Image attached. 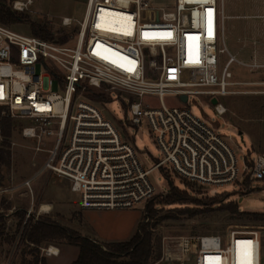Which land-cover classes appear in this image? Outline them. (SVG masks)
Instances as JSON below:
<instances>
[{"label": "built area", "instance_id": "2783aa9c", "mask_svg": "<svg viewBox=\"0 0 264 264\" xmlns=\"http://www.w3.org/2000/svg\"><path fill=\"white\" fill-rule=\"evenodd\" d=\"M223 1L87 0L80 22L60 18L61 27L79 26L67 44L0 24V117L20 125L15 130L34 144V155H45L29 179L0 186V197L9 200L20 189L25 192L19 194L32 197L31 184L44 173L66 180L82 211L132 209L145 203L156 194L149 176L160 169L201 186L241 187L246 181L264 185V154L242 155L238 161L235 154L240 151L187 107L167 108L161 102L163 95H174L182 104L189 97H206L210 103L226 95L264 97V77L247 83L231 79L232 64L264 73V51L261 61L253 57L249 63L228 53ZM0 3L24 13L33 0ZM221 54L227 60L220 68ZM241 86L255 89L234 90ZM102 88L124 93L130 126L140 128L144 121L155 135L162 158L150 169H144L133 145L87 98L88 90ZM144 95L157 97L160 108L144 109L136 101ZM213 110L218 117L226 113L218 101ZM32 165L37 166L34 161ZM51 212L48 205L35 211L31 203L17 239L24 240L41 215ZM263 231L247 226L222 236L181 237L180 252L189 264H238L237 256L240 264H262ZM49 249L44 250L47 256L58 255L57 249Z\"/></svg>", "mask_w": 264, "mask_h": 264}, {"label": "rangeland", "instance_id": "374dc122", "mask_svg": "<svg viewBox=\"0 0 264 264\" xmlns=\"http://www.w3.org/2000/svg\"><path fill=\"white\" fill-rule=\"evenodd\" d=\"M86 2L87 0H33L27 12L17 13L24 20L9 28L16 33L29 36L31 35L30 24L46 25L52 32L54 42L64 38L63 43H70L74 41L79 26L73 24L70 27H61L60 18H71L80 22L84 15ZM245 6H247V12L244 10ZM223 16V43L228 53L238 61H247V63L250 62L252 54L260 55L264 47V0H224ZM226 60V54L219 55L220 68ZM229 71L233 82L247 83L263 79L261 74L252 73L236 64H232ZM251 89L255 88L247 86L234 88L237 91ZM91 91L104 95L105 103H93L101 110L103 118L118 130L122 138L133 145L144 169H150L162 156L154 141L155 135L151 133L144 121L140 128L130 126L128 101L125 94H116L105 91L103 88L100 91ZM136 101H139L144 109L160 108L159 99L151 95H144ZM217 101L226 110L223 117L216 116L210 99L206 97H189L187 104L180 103L174 95H163L161 98L165 107L173 108L184 105L193 116L216 130L231 149L240 151V154H235L238 161L242 159V155L252 157L264 154V97L226 95L218 98ZM10 141L14 146L10 148L11 170L9 175L16 180L14 184H20L25 178L34 174L45 159V155H34L31 150L34 144L23 140L16 130ZM50 141L46 142L47 149L50 148L48 146ZM33 161L36 167L32 165ZM168 174L167 179L175 187L187 190L201 203L222 199L224 202L236 204L240 213L264 214V185L260 182L250 185L246 181L241 187L236 184L221 187L201 186L182 181L172 173ZM149 180L154 185L156 194L145 203L135 205L132 209L82 211L78 206L79 196L70 191L66 180L48 177L47 173L42 174L31 184L32 197L19 194L24 190L20 189L12 194L11 199H4L0 202V215L6 219V234L15 236V241L12 243L0 240V264H71L76 259L78 249L64 242L33 246L17 239L19 229L16 231L15 224L19 219L16 215L23 216L31 203L35 211L42 205L53 207L49 215H41L40 219H48L100 244L129 241L137 231L145 207L154 204L156 217L144 222L147 230L153 232L155 237H159L160 257L152 264H189L183 260L180 252L179 239L181 237L222 236L227 230L235 227L264 228V225H256L242 217L213 211L203 217L163 220L161 218L174 206L156 205L166 196V184L160 172L152 173ZM12 207L14 210L8 213ZM262 238H264V231ZM48 248L57 249L58 255L56 257L47 256L44 250Z\"/></svg>", "mask_w": 264, "mask_h": 264}, {"label": "trees", "instance_id": "16d2710c", "mask_svg": "<svg viewBox=\"0 0 264 264\" xmlns=\"http://www.w3.org/2000/svg\"><path fill=\"white\" fill-rule=\"evenodd\" d=\"M21 15L12 12L9 7L0 3V24L11 26L22 22ZM30 34L33 37L44 41L54 42L51 30L46 25L30 24ZM65 39L57 43L63 44ZM87 98L95 103H105L103 94L92 93L88 90ZM1 112V111H0ZM16 124L5 117H0V186L5 187L10 184L11 176V151L10 139L15 133ZM166 184V196L158 202L157 206H174L161 219L177 220L180 218H195L206 216L210 212L227 214L230 216L242 217L248 222L264 225V214H244L240 213L236 204L224 202L222 199L201 203L193 198L185 189H179L167 179V172L159 170ZM165 172V173H164ZM166 174V176H164ZM169 175V174H168ZM170 176V175H169ZM184 181V180H182ZM154 204L147 205L142 214L141 222L132 238L124 243L100 244L92 239L81 236L78 232L63 227L48 219H39L32 225L24 240L28 245L40 246L44 243L64 242L69 246L76 247L78 254L71 264H152L159 260V237H155L153 232L147 230L145 221L156 217L157 212ZM211 207V208H210ZM19 221L15 224L18 231L23 216L16 215ZM0 240L12 243L15 236H7L6 219L0 215Z\"/></svg>", "mask_w": 264, "mask_h": 264}, {"label": "crops", "instance_id": "0c3cea01", "mask_svg": "<svg viewBox=\"0 0 264 264\" xmlns=\"http://www.w3.org/2000/svg\"><path fill=\"white\" fill-rule=\"evenodd\" d=\"M244 10H245V12H247V6H245L244 7ZM231 17V16H230ZM229 17V18H230ZM232 18V17H231ZM246 18H247V16H246ZM252 18V17H251ZM255 18V17H254ZM232 29H235V28H232ZM233 31V30H232ZM263 51H264V47H262V50H261V53H260V55H256V54H252L251 56H250V60L254 57V58H256L257 60H259V61H261L262 60V58H263ZM244 63H247V61H245ZM259 74H261L263 77H264V73L263 72H258ZM263 73V74H262ZM257 74V73H256ZM41 155V154H40ZM38 156V155H37ZM32 176V175H31ZM30 176V177H31ZM29 177V178H30ZM29 178H25L24 179V181L25 180H27V179H29ZM14 181H16V180H14V177L13 176H11V182L13 183ZM65 182H67V181H65ZM68 183V182H67ZM67 185H69V184H67ZM66 189V188H65ZM24 191V190H23ZM23 191H20V193L21 192H23ZM5 198L4 197H0V202L2 201V200H4ZM64 201V200H63ZM52 207V206H51ZM52 209H53V207H52ZM82 214V213H81ZM10 221V220H9Z\"/></svg>", "mask_w": 264, "mask_h": 264}, {"label": "water", "instance_id": "95a60500", "mask_svg": "<svg viewBox=\"0 0 264 264\" xmlns=\"http://www.w3.org/2000/svg\"><path fill=\"white\" fill-rule=\"evenodd\" d=\"M180 100L185 103L186 102V97H180ZM211 104L214 106L217 104V100L216 99H212L211 100Z\"/></svg>", "mask_w": 264, "mask_h": 264}, {"label": "bare ground", "instance_id": "6f19581e", "mask_svg": "<svg viewBox=\"0 0 264 264\" xmlns=\"http://www.w3.org/2000/svg\"><path fill=\"white\" fill-rule=\"evenodd\" d=\"M44 209L47 210L48 208L45 207ZM49 252H50V253H56V249H55V248H50V249H49ZM237 262H238V264H240V263H239V256H237Z\"/></svg>", "mask_w": 264, "mask_h": 264}]
</instances>
